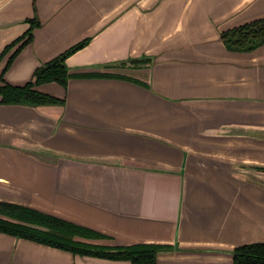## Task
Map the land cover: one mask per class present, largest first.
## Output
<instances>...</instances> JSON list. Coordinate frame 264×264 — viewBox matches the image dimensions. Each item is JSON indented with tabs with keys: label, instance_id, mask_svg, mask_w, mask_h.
I'll return each instance as SVG.
<instances>
[{
	"label": "crops",
	"instance_id": "0c3cea01",
	"mask_svg": "<svg viewBox=\"0 0 264 264\" xmlns=\"http://www.w3.org/2000/svg\"><path fill=\"white\" fill-rule=\"evenodd\" d=\"M262 17L264 0H0V53L39 21L10 85L90 39L66 58L65 87H34L62 103H0V201L94 230L93 244L165 246L156 264H231L264 242V44L220 40ZM0 264L134 263L0 232Z\"/></svg>",
	"mask_w": 264,
	"mask_h": 264
},
{
	"label": "trees",
	"instance_id": "16d2710c",
	"mask_svg": "<svg viewBox=\"0 0 264 264\" xmlns=\"http://www.w3.org/2000/svg\"><path fill=\"white\" fill-rule=\"evenodd\" d=\"M28 22V29L6 44L0 53L1 59L9 49L18 44L8 57L6 65L0 74L2 82L0 84V103L27 105L60 104L63 102V99L42 93L34 87L46 82H57L65 87L72 75L68 72L65 62L66 58L85 47L90 39L84 38L75 42L54 58L38 66L34 70L31 80L26 84L22 86L10 85L3 80V74L19 51L31 41L33 36L32 31L39 25V21L36 18L28 20ZM220 40L229 51L251 52L255 50L264 44V17L221 31ZM152 62L153 58L147 56L131 58L114 65L125 66L128 63L129 66L142 67L149 66ZM77 76L126 78L110 73H84ZM0 215L16 220L13 221L0 217V232L60 248L74 254L99 256L113 260H128L134 264H156L157 252L167 249L165 246L152 243H135L121 247L93 244L83 239L102 238L103 236L100 233L15 203L0 201ZM28 224L41 226L45 229H39ZM231 264H264V242L247 243L234 247Z\"/></svg>",
	"mask_w": 264,
	"mask_h": 264
},
{
	"label": "rangeland",
	"instance_id": "374dc122",
	"mask_svg": "<svg viewBox=\"0 0 264 264\" xmlns=\"http://www.w3.org/2000/svg\"><path fill=\"white\" fill-rule=\"evenodd\" d=\"M0 217L5 218V219H8V220H13V219H10L9 217L2 216V215H0ZM13 221H16V220H13ZM17 222H19V221H17ZM26 224H27V223H26ZM28 225L34 226V227L39 228V229H45V228H43V227H41V226H37V225H33V224H28ZM79 240H80V239H79ZM81 240H82V239H81Z\"/></svg>",
	"mask_w": 264,
	"mask_h": 264
}]
</instances>
